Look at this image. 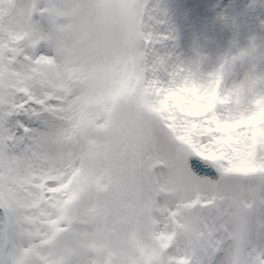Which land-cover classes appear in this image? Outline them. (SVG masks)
I'll return each instance as SVG.
<instances>
[{"label":"snow or ice","instance_id":"snow-or-ice-1","mask_svg":"<svg viewBox=\"0 0 264 264\" xmlns=\"http://www.w3.org/2000/svg\"><path fill=\"white\" fill-rule=\"evenodd\" d=\"M0 264H264V0H0Z\"/></svg>","mask_w":264,"mask_h":264},{"label":"rangeland","instance_id":"rangeland-1","mask_svg":"<svg viewBox=\"0 0 264 264\" xmlns=\"http://www.w3.org/2000/svg\"><path fill=\"white\" fill-rule=\"evenodd\" d=\"M183 2H192V0H183ZM207 2L209 3V5L219 10L220 7H223L225 4H228L230 0H207ZM237 2L247 3V0H237Z\"/></svg>","mask_w":264,"mask_h":264}]
</instances>
